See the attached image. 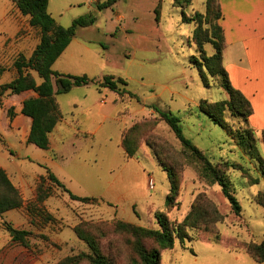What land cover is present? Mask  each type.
I'll return each instance as SVG.
<instances>
[{
	"label": "rangeland",
	"instance_id": "obj_1",
	"mask_svg": "<svg viewBox=\"0 0 264 264\" xmlns=\"http://www.w3.org/2000/svg\"><path fill=\"white\" fill-rule=\"evenodd\" d=\"M103 1L105 0H50L49 5L50 14L63 27L72 26L81 17L93 15L97 18L93 26L77 30L74 41L53 70L75 76L87 75L97 81H102L107 76L122 78L128 82L129 91L139 98V101H126V97L122 99L125 103H114V92L99 89L95 85L88 86L92 91L98 89L103 92L101 95L97 94L98 100L107 101V105L101 107V113L110 117L101 128L96 141H93L84 138L87 136L84 132L92 128V123L81 113L84 108H73V101L82 99L80 92L85 88H75L69 94L58 96L63 121L76 122L75 126L71 125L73 128L65 127L66 131L83 136V144L78 146L69 170L82 184L89 185L84 188L87 191H80L81 194L99 200L94 203L72 200L64 189L47 182L44 187L52 192L43 206L56 220L48 222L44 213L42 216L34 214L42 227L39 228L41 230L32 226L30 228L25 219L35 201L38 178L34 183H27L31 192L29 190L23 193L18 188L26 202V208L18 211L25 219L14 211L6 220L14 221L24 230L30 228L34 231L32 245L47 257L50 264H59L68 257L90 252L89 246L74 232L76 226L84 229L87 224L96 227L91 233L98 237L103 252L113 262L138 264L135 262L137 256L128 243L129 234L114 233L109 228L119 219L108 215L107 210L112 211L114 208L104 199L112 196L107 190L115 176L122 174L126 168L137 170L135 163L125 158L123 149L119 147V140L122 132L124 136L127 130L138 125L135 136L138 151L133 158H137L149 170V188L153 189L150 185L152 179L156 185V190L152 192L157 200L164 202L166 193L170 190L165 169H174L178 174L180 206L169 213L171 220L182 222L201 194L206 195L217 206L224 218L215 226V231L224 239L223 242L209 243L215 235L194 230L191 233L196 241L186 242L185 245L177 241L175 250L162 253V264H259L248 253L229 249L234 241L260 243L264 240V207L254 200L258 192L264 191V172L259 162L247 155L238 142L215 123L208 113L209 104L227 101L229 98L221 79L212 76L198 64L201 62V54L194 39L196 25L191 19L196 12H206L207 0H194L185 10L176 7L174 0H122L110 9L100 10L98 4ZM11 9L12 0H0V42L5 35L15 32L12 21L4 20ZM158 9L159 18L156 13ZM204 27L208 28L209 25ZM204 51L207 56L214 53L211 44L205 45ZM4 78L6 80L9 77ZM38 80L42 81L40 78ZM204 101L207 103L204 104ZM10 103L5 98V106L0 107V164L11 171L23 172L32 170L29 158L40 160L37 155L47 154L56 157L58 140L61 138L58 131L62 122L51 134V147L45 152L27 144L29 127L25 124L19 127L13 123L14 111L11 117L8 115ZM154 107L180 119L186 138L202 150L212 164L225 171L235 196L241 203V216L233 212L219 185L210 184L201 177L198 163L183 149L170 126ZM119 113L121 114L118 116ZM215 115L236 135L240 131L251 130L257 149L264 159L261 132L252 130L245 118L234 116L229 108L218 111ZM25 121L26 118L20 114L16 122L20 124ZM256 179L259 184L253 185ZM3 192L4 189L0 186V194ZM161 211H166V207ZM103 224L106 226L105 232H97L96 229L103 227ZM142 224L138 226L160 229L155 214ZM146 244L150 248L155 247L153 240L146 241ZM2 246L3 241L0 240V248ZM30 256L33 255L30 253Z\"/></svg>",
	"mask_w": 264,
	"mask_h": 264
},
{
	"label": "trees",
	"instance_id": "obj_2",
	"mask_svg": "<svg viewBox=\"0 0 264 264\" xmlns=\"http://www.w3.org/2000/svg\"><path fill=\"white\" fill-rule=\"evenodd\" d=\"M120 1L122 0H105L98 4V8L100 10L110 9ZM193 2L194 0H174L175 6L184 10L191 6ZM13 3L24 16H30V25L39 32L41 43L31 57L20 55L15 60L13 67L17 70L18 77L0 87V107H2L1 99L7 92L12 95L31 92L36 94L35 97L24 101L22 109V114L32 119V127L27 140L29 145H34L44 151L50 150V136L64 119L57 96L69 94L74 88L95 85L99 89H108L116 93L120 98L118 102L126 97H128L126 101L132 99H138L139 101L137 95L129 91L128 82L122 78L107 76L102 81H97L87 75L61 74L53 70L55 63L75 39L77 30L93 26L97 22L96 16L81 17L75 20L72 26L63 27L49 13L50 0H13ZM159 12L160 9L156 11L158 18L160 16ZM222 18L221 0H207L206 12H196L191 19L196 25L194 39L201 54V62L198 64L201 68H206L212 76L221 79L222 87L229 98L223 102L208 103V113L215 123L220 125L229 136L238 142L247 155L252 156L253 159L259 162L264 172V159L257 149L254 133L251 130H244L236 135L225 122L218 119L215 115L216 112H222L225 108H229L234 116L245 118L247 123L253 115L251 102L239 90L234 88L224 66L226 41L225 33L221 26ZM204 25H209V27L205 28ZM207 44H211L213 47L214 53L212 56L205 54L204 47ZM2 71L0 70V74ZM32 71L36 72L39 78L42 79L40 84H38L31 73ZM122 102L125 103V101ZM203 103L205 104L207 101ZM154 109L170 126L182 144L183 149L198 163L201 177L210 184L219 185L233 212L241 216L243 210L241 203L236 198L232 183L225 171L212 164L203 151L186 138L180 125V119L156 107ZM13 114V109H9L8 115L11 117ZM137 130L138 125H134L124 133L122 146L127 160L133 158L138 151V146L135 145ZM261 134L264 143V130ZM232 166L237 167L236 165ZM165 171L168 174L170 190L166 197V211H157L155 213L160 226L159 230L145 228L122 220H118L109 226L114 233L129 234L130 240L128 243L132 246L137 256L135 262L138 264H162V253L174 249L177 241L183 245L186 242L196 241V238L191 233L194 230L215 235L214 238L210 239L209 243L220 244L221 241H224L220 234L215 231L216 224L224 219L223 215L219 213L217 206L204 194L199 195L195 199L191 211L182 222L171 220L169 213L180 206L178 201L180 197V182L174 169H165ZM47 182L64 189L72 200L82 203H94L99 200L94 197L82 198L72 194L52 172L48 171L47 176L39 178V184L35 190V201L28 210V222L36 230H41L39 228L42 226L34 218V214L42 216L44 213L48 222L56 220L45 211L43 206L44 201L51 196L52 192L49 188L44 187ZM257 184H259V181L257 182L256 179L253 185ZM0 186L4 189V192L0 194V215L12 210L26 208V202L22 198L19 189L12 183L7 172L1 167ZM254 200L258 205L264 207V192H259ZM100 201H103V199ZM47 221L46 223H48ZM102 226L97 228L96 231L99 233L105 232L106 226L104 224ZM94 227L91 224H87L84 229L79 226L74 228L78 238L89 246L90 252L68 257L59 264H80L82 262H87L88 264H116L103 252L98 237L91 233ZM6 228L11 234L13 244L25 248L36 258L42 255L32 245L31 239L35 236L34 231L19 230L11 224H6ZM148 240H153L155 247H148L146 244ZM229 249L233 252H246L257 263L264 264V240L260 243L234 241L230 244Z\"/></svg>",
	"mask_w": 264,
	"mask_h": 264
},
{
	"label": "crops",
	"instance_id": "obj_3",
	"mask_svg": "<svg viewBox=\"0 0 264 264\" xmlns=\"http://www.w3.org/2000/svg\"><path fill=\"white\" fill-rule=\"evenodd\" d=\"M221 8L223 16L221 26L224 30L226 41L224 66L234 88L239 90L253 106V115L248 121L249 127L256 133H260L264 130V0H221ZM4 20L12 21L15 32L5 35L0 42V70H3L0 74V87L18 77V72L13 67L15 60L20 55L31 57L41 43L39 32L30 25V16H24L16 8L13 0L12 9ZM31 73L38 84H40L42 81L39 82L38 74L33 71ZM4 77L9 78L5 80ZM84 88V91L80 92L82 99H75L73 108L76 110L84 108L81 113L92 123V128L84 132L87 135L84 138L96 141L103 125L110 120L108 115L101 113V107H105L107 101L105 99L98 100L97 94L101 95L103 93L98 89L92 91L88 86ZM35 96L36 94L33 92L21 95H12L7 92L1 99L3 107L5 106V98L11 101L10 109H13L15 113L13 123L19 125V127L24 124L29 127L26 134V142L31 131L32 119L22 114L23 103ZM118 101L119 96L116 94L114 103ZM20 114H22L23 118H26V121L17 124L16 121L20 118ZM75 124V121H62L58 131L61 134V138L58 140L56 153L58 155L56 157L47 154L37 155L40 160L29 158V162L33 166L32 170L29 171H11L7 166L1 164L0 167L7 172L13 184L21 189L23 193L30 190L28 182L34 183L38 178L45 176L50 171L72 194L82 198L90 197L84 196L80 192L87 191L84 188L89 185L82 184L79 178L69 170L78 152V146L83 144V136H79L75 132L70 134L65 129V127L73 128ZM122 143L123 132L119 140V147L123 149ZM129 162H134L137 170H133L134 168L132 167L126 168L122 174L115 176L109 183L107 193L112 196L110 198L106 196L107 198L104 199L107 203L113 205L114 209L112 211L108 209L107 213L109 216H115L117 219L127 223L143 225L142 223L153 218L157 211L165 209L166 198L164 202L155 198L152 191L156 190V185H154L152 190L149 188L148 177L150 172L139 163L137 158L129 159ZM152 177L154 178V176ZM86 178H88L87 175ZM168 193L169 190L166 193V197ZM14 211L24 218L18 210H12L0 215V240L3 241V246L0 248V264H39L41 262L50 264L47 257L43 255L38 258L30 256V253L25 248L13 244L6 224H11L16 229L24 230L19 224H15L14 221L6 220ZM25 220L29 224L28 219L26 218ZM29 226L31 228L30 224ZM172 250H175V248Z\"/></svg>",
	"mask_w": 264,
	"mask_h": 264
},
{
	"label": "built area",
	"instance_id": "obj_4",
	"mask_svg": "<svg viewBox=\"0 0 264 264\" xmlns=\"http://www.w3.org/2000/svg\"><path fill=\"white\" fill-rule=\"evenodd\" d=\"M150 185H151L152 188L154 187V181L152 179L150 181Z\"/></svg>",
	"mask_w": 264,
	"mask_h": 264
}]
</instances>
